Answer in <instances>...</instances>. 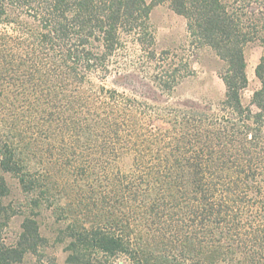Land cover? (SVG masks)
Segmentation results:
<instances>
[{"label": "trees", "instance_id": "trees-1", "mask_svg": "<svg viewBox=\"0 0 264 264\" xmlns=\"http://www.w3.org/2000/svg\"><path fill=\"white\" fill-rule=\"evenodd\" d=\"M164 1L0 0V169L17 176L26 203L10 241L11 216L0 200V264L28 253L42 264H264V0H168L192 41L225 63L216 111L171 108L168 127L141 132L136 100L115 88L102 86L99 102L86 94V112L77 107V85L107 76L123 34L147 50L154 43L150 13ZM250 43L262 47L260 86L245 103ZM60 97L76 107L59 105ZM54 117L59 132L71 117L78 136L85 131L90 148L83 162L81 150L71 153L74 168L106 198L90 224L67 217L57 234L63 263L41 259L46 174L37 173L20 133L33 124L50 128ZM128 149L131 168L114 169L110 160ZM0 187L3 193L2 175Z\"/></svg>", "mask_w": 264, "mask_h": 264}, {"label": "rangeland", "instance_id": "rangeland-1", "mask_svg": "<svg viewBox=\"0 0 264 264\" xmlns=\"http://www.w3.org/2000/svg\"><path fill=\"white\" fill-rule=\"evenodd\" d=\"M149 27L154 36V43L148 44V50L140 45L135 34H123L122 46L112 56L111 71L107 76L98 78L92 75L84 83L77 85L76 90L81 94L77 107L86 112V94L95 93L96 102H99L100 98H105L103 94L102 97L100 93L97 94L102 86L115 88L122 97L136 100L141 132L151 127H168L165 118L171 108L210 112L217 110L226 93L224 81L220 76L224 61L209 46H198L192 41L186 18L174 12L168 0L153 6ZM245 51L249 86L243 92V100L250 103L254 91L260 86L255 69L262 47L250 43ZM158 72L160 78L168 80V89L160 87L156 80ZM68 88L66 94L75 91L74 85ZM59 105L76 107V104L64 99ZM59 121L62 124L63 121ZM73 121L76 120L71 117L70 125L60 132L58 127L62 126L56 117L50 128L33 124L29 128L22 127L20 132L26 143L30 144L25 150L32 153L31 160L37 173L46 174L44 182L47 187L43 189L45 191L42 195V210L37 217L41 233L47 238L46 247L41 251V259L47 261L51 256H56L59 263L64 262L66 253L63 251V244L57 239V234L60 228L67 224V217L77 216L90 224L95 220V216H98L106 199L102 186L92 191L89 188V179L79 176L74 168L71 153L77 149L81 150L84 156L90 144L84 130L78 136L77 130L73 129ZM134 157V152L128 149L110 161L114 169L127 171L131 168ZM83 159L85 156L80 162H83ZM0 175L4 176L6 181L3 193L0 187L3 194L0 195V200L8 207L11 216L5 232L8 240L14 241L22 229L24 214L21 210L25 209L26 204L24 193L17 176L1 169ZM17 264L42 263L38 256L28 253L23 261Z\"/></svg>", "mask_w": 264, "mask_h": 264}]
</instances>
